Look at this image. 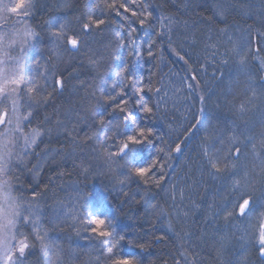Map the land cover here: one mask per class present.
<instances>
[{
	"label": "trees",
	"instance_id": "1",
	"mask_svg": "<svg viewBox=\"0 0 264 264\" xmlns=\"http://www.w3.org/2000/svg\"><path fill=\"white\" fill-rule=\"evenodd\" d=\"M10 2L14 0H0V64L6 61V70L14 71L15 60L22 52L16 34L24 24L18 21H26L37 33L31 39L34 46L25 54L26 79L33 71L51 70L47 86L39 79L31 93L27 92L32 86L28 84L17 96L19 113L27 117L24 134L17 130L18 113L12 100L0 103V110L7 112L0 127V145L6 142L4 150L0 149V190L8 196V211L0 213V223L10 227L9 222H15L14 232H23L28 223L27 231L33 233V239L39 231L43 239L37 241L34 255L29 258L32 264H111L109 257L122 256L133 257L138 264H260L258 254L244 249L241 237L245 226L236 221L240 231L225 228L222 218L212 224L208 205H222L225 198L237 193L230 187L222 190V182H213L206 174L202 181L196 160L206 135L216 129L223 131L225 119L236 120L238 131H244L245 124L253 126L255 152H264L259 140L264 132V101L257 99L242 120L224 105L229 84L239 79V57L231 55L233 41L245 43V71L257 82L264 79V6L260 0H140L152 13L150 24L141 28L138 20L131 18L137 31L129 36L131 27L124 26L123 18L108 20L106 26L93 28L79 51H68L66 45L50 42L48 25L61 20L69 25L71 35L77 17L92 11L98 2L113 0H35L31 17L5 19L8 14L3 4ZM109 11L105 8L103 16L100 11L95 14L104 18ZM213 53L219 55L212 59ZM184 54L186 59L191 57L187 64L179 60ZM225 60L229 61L227 65ZM36 61L43 67H36ZM61 72L63 88L53 90V78H61ZM193 74L198 75V81H191L198 84L195 95L182 82ZM125 75L137 84L143 81L145 92L139 95L154 109L152 119L147 120L135 99L121 105L126 110L131 107L135 117V124L129 121L121 129L122 135L131 134L136 126L154 130L151 143L126 154L131 167H145L157 158L156 171L143 183L130 174L120 183L124 175L107 172L98 155L115 150L109 137L113 126L122 120L123 114L115 104L121 100L116 93L127 83ZM157 88L163 91L157 94ZM126 91L124 99L133 95L131 89ZM110 94L114 100H109ZM201 95L206 98L204 105ZM198 117L204 124L198 134L191 136L185 129ZM33 130L40 135L25 154L24 135ZM231 135L226 133V139ZM175 143L182 144V154L174 151ZM157 148L161 149L159 153ZM248 159L250 163L253 160L251 144ZM162 174L165 179L157 186L156 180ZM260 187L257 181L255 191L252 187L245 190L259 196ZM180 189L185 195L182 204ZM79 192L87 194L85 215L112 219L116 232L124 236L118 249L109 251L111 237L90 238L83 225L73 228L72 221H63L64 212L76 205ZM4 207L0 202V209ZM5 228L0 225V231ZM42 243L48 246L46 253L41 252Z\"/></svg>",
	"mask_w": 264,
	"mask_h": 264
},
{
	"label": "snow or ice",
	"instance_id": "2",
	"mask_svg": "<svg viewBox=\"0 0 264 264\" xmlns=\"http://www.w3.org/2000/svg\"><path fill=\"white\" fill-rule=\"evenodd\" d=\"M261 6H264V0H260ZM3 8L7 10V16L5 19L11 16L29 18L33 15L36 8L35 0H14V2L4 3ZM107 8L110 11L104 18L96 16V11L101 12L103 16L104 9ZM138 9V10H137ZM218 11L223 15V10L218 8ZM152 15L149 8L140 4V0H120L117 4L115 0L112 3H96L93 10L81 14L76 18L75 28L71 30L72 34H68L69 25L65 24L61 20H56L48 25L50 33V42L57 46H65L68 51H79L81 46L85 42V38L92 34L93 28L100 29L102 25L106 26V21L115 20L117 17L123 18L124 26L131 27L129 36L137 31L134 26L135 21L131 18L135 17L138 20L141 28L145 27L146 23H151L149 17ZM24 24L23 28L16 34L21 42V55L15 60L14 71L6 70V61L0 64V103H3L4 99H10L13 102V107L16 109L17 116V130L24 134L23 122L27 117L19 113V100L18 94L23 92V87L31 84V87H27V92L31 93L39 82V79H43L45 86H47L51 70H47L45 73H33L30 79H26L29 75L25 71V54L27 49L32 48L34 45L31 43V39L37 36L36 32H33L31 27L26 21H18ZM76 29H79L78 31ZM231 39V37H230ZM171 42V41H170ZM251 41L249 40L248 43ZM123 44V41L121 42ZM130 46V45H129ZM245 43L237 39L233 41L231 48V55L233 57H239L237 72L239 79L235 84H229V94L224 97V105L227 106L229 112H231L237 120H242L245 117L251 106L257 99L264 101V79L259 82L253 80L251 76L245 71L247 69V53L244 52ZM131 54V53H130ZM152 55L151 51L148 53ZM207 55V50L205 51ZM219 53H213L212 59H215ZM227 55V53L225 54ZM187 54L180 55L179 60L184 61L186 64L191 57L186 59ZM199 62V61H197ZM36 67H43L36 61ZM225 65L229 61H224ZM264 64V60H262ZM207 64H205V68ZM61 78H53L52 87L55 90L57 87L63 88V73H59ZM215 78V77H214ZM127 83L121 87L119 93L116 95L121 96V100L115 104V109H118L123 114L122 120L115 124L112 129V135L109 137L113 141L115 150L105 151L99 153V158L103 159L105 170L109 173H113L117 176L124 175V180H119L120 183L128 178V174L138 178L143 183L145 178L156 171L158 163L157 158H153L151 162L145 167H131L128 165L126 154L130 150L139 147L144 144L151 143L154 136V130L150 127L133 128L131 134L122 135L121 129L125 124L131 121L135 124V117L132 113V108L122 107L121 105H128L129 102L135 99L136 107L142 112L143 117L147 120L152 119L154 109L151 106V102H145L143 97L139 94L145 92L143 81L137 84L131 76L125 75ZM223 74L220 77V81L223 82ZM191 81H198V75L193 74L186 82L191 94L195 95L198 90V84H193ZM126 89H131L133 95L128 99H124L127 96ZM162 88H157L156 93L162 92ZM115 96L109 95V100H114ZM202 105L205 104L206 98L201 95L199 97ZM219 103V101H218ZM111 106V105H110ZM201 111H204L203 107ZM7 119V112L0 110V125H2ZM31 123V120H28ZM101 123H103V117H101ZM204 124L202 118H196V123L191 124L185 131L189 132L191 136H195L201 131ZM223 131L216 129L206 135L201 150L197 153L198 171L201 174V180L206 174L208 178L215 182H222L223 188L230 187L234 193H237L234 197L225 198V202L222 205H208L210 215L212 217V224L216 221L223 219L225 228L229 226L241 230L239 226L243 227L244 236L241 240L244 242V249L251 250L258 254L257 259L260 264H264V152H255V142L257 140L256 135L253 134V126L245 124L244 131H238L239 126L236 120L223 121ZM261 126L264 127V115L261 118ZM211 127V125H209ZM231 132L232 135L226 139V133ZM40 133L33 130L31 134L24 135L25 154L27 149L31 145L36 144V137ZM243 137V139H242ZM259 140L264 145V132L260 133ZM249 144L253 147V160L249 161L248 151ZM0 147H6V142ZM161 149L157 148L156 152L159 153ZM171 151V150H170ZM174 151L182 154L183 148L181 143H175ZM122 169H126L122 173ZM257 169L259 174H257ZM162 171V169H161ZM103 174V170L101 172ZM165 176L162 174L156 180L157 186H161V181H164ZM259 181L261 187L259 189V196L248 192L245 189L252 187L255 191L254 184ZM143 190V189H141ZM127 195V193H125ZM143 199V197H140ZM87 194L85 192H79L76 200V205L72 207L71 211L64 212L63 221L67 223L72 221L71 227H77V224L83 225V228L87 230L88 236H98L101 238L111 237L109 241L110 249H118L120 243L125 239L123 235L116 232V227L113 224V220L106 216L91 215L87 213L85 215V203ZM185 199L184 190L180 189L179 200L183 203ZM172 200L174 201L172 207H176L175 201L177 200L176 188H173ZM215 208V211H211ZM60 219L61 217H57ZM238 221V225L234 222ZM208 223V221H205ZM10 227H6L0 231V264H32L29 259L34 255L37 241H41L43 238L39 231L35 233L33 239V233L27 231V224H25V230L23 232H14L15 222H9ZM32 227L35 229L37 225L34 221H31ZM79 229L77 234L79 235ZM219 231V228H217ZM143 249V245H137ZM47 244H41V252L46 253ZM116 255L115 252L112 253ZM111 264H138V261L129 256H122L121 258L112 259L109 257ZM177 264H180L177 261Z\"/></svg>",
	"mask_w": 264,
	"mask_h": 264
},
{
	"label": "rangeland",
	"instance_id": "3",
	"mask_svg": "<svg viewBox=\"0 0 264 264\" xmlns=\"http://www.w3.org/2000/svg\"><path fill=\"white\" fill-rule=\"evenodd\" d=\"M4 124V123H3ZM2 124V125H3ZM2 125H0V127H2ZM1 145H2V143H1ZM0 149L3 151L4 150V147H0ZM0 202L2 203V205L3 206H5L4 207V209H0V213L1 214H4V212L5 211H8L7 210V206H8V196L7 195H5L3 192H2V190H0ZM0 225L3 227H7V226H5V224H3V223H0Z\"/></svg>",
	"mask_w": 264,
	"mask_h": 264
}]
</instances>
